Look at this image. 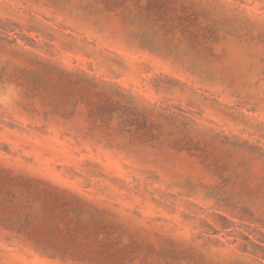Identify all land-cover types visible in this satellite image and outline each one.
<instances>
[{"label": "rangeland", "instance_id": "rangeland-1", "mask_svg": "<svg viewBox=\"0 0 264 264\" xmlns=\"http://www.w3.org/2000/svg\"><path fill=\"white\" fill-rule=\"evenodd\" d=\"M0 264H264V0H0Z\"/></svg>", "mask_w": 264, "mask_h": 264}, {"label": "trees", "instance_id": "trees-1", "mask_svg": "<svg viewBox=\"0 0 264 264\" xmlns=\"http://www.w3.org/2000/svg\"><path fill=\"white\" fill-rule=\"evenodd\" d=\"M131 98L133 99L134 97L131 96ZM95 103V115H98L102 125L108 126L113 116L115 105L111 101L104 104L97 101ZM120 111L119 117H121V124L129 128L133 127L131 133L140 131L147 123L148 113L144 110H140L134 104L128 106L125 111Z\"/></svg>", "mask_w": 264, "mask_h": 264}]
</instances>
